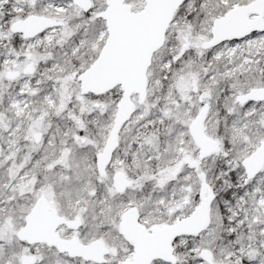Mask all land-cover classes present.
<instances>
[{
	"label": "snow or ice",
	"instance_id": "obj_1",
	"mask_svg": "<svg viewBox=\"0 0 264 264\" xmlns=\"http://www.w3.org/2000/svg\"><path fill=\"white\" fill-rule=\"evenodd\" d=\"M0 264H264V0H0Z\"/></svg>",
	"mask_w": 264,
	"mask_h": 264
}]
</instances>
